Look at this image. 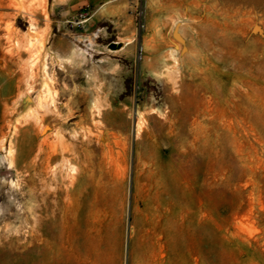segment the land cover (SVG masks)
<instances>
[{
    "label": "rangeland",
    "instance_id": "obj_1",
    "mask_svg": "<svg viewBox=\"0 0 264 264\" xmlns=\"http://www.w3.org/2000/svg\"><path fill=\"white\" fill-rule=\"evenodd\" d=\"M8 2L0 104L14 109L0 141L15 157L30 144L24 120L47 82L78 166L54 198L57 263L264 264V5ZM24 164L0 145V264L38 256Z\"/></svg>",
    "mask_w": 264,
    "mask_h": 264
},
{
    "label": "bare ground",
    "instance_id": "obj_2",
    "mask_svg": "<svg viewBox=\"0 0 264 264\" xmlns=\"http://www.w3.org/2000/svg\"><path fill=\"white\" fill-rule=\"evenodd\" d=\"M8 1L9 6L13 5L16 7L17 0ZM242 1L264 5V0ZM6 37L11 41L10 35ZM30 42L29 40L28 43L22 44L19 41H15L14 44L17 47H25ZM116 44L120 45V47L122 46V42ZM176 54L177 51L174 49L171 56L175 62H177ZM33 67L31 59L27 66V75L30 79L34 77ZM33 90V84L28 82L27 92L31 93ZM42 93L37 97L36 106L26 115V120H24L28 122V130L31 128L33 131L31 135L32 141L28 146L23 148L19 157H15V146L11 141L8 143V146H6L4 137L0 141L1 148H7L8 156L11 157V164L14 162L15 165V158L25 162L23 169L19 173L22 175L21 177H29L26 181L30 189L28 199L32 200L35 196L39 202V215H37V221L39 223V228H37L38 243L36 246L37 250H35L38 252V256L33 259L31 249H27L24 254L23 264H59L57 263L59 260L57 261L55 248L57 232L55 226L56 201L54 198L60 186L69 195L71 188L77 180L76 174L78 166L72 157L74 153L72 152L68 131L65 128L68 123V118L62 115L60 107L52 96L50 86L47 82L44 84ZM23 95L24 93L19 94L18 98H23ZM3 104V102L0 104V123L5 118L11 117L14 109L9 111L7 108L2 109ZM8 122L10 124L11 120ZM20 123L22 122L20 121ZM72 137L76 139L77 135H72Z\"/></svg>",
    "mask_w": 264,
    "mask_h": 264
},
{
    "label": "water",
    "instance_id": "obj_3",
    "mask_svg": "<svg viewBox=\"0 0 264 264\" xmlns=\"http://www.w3.org/2000/svg\"><path fill=\"white\" fill-rule=\"evenodd\" d=\"M180 24H181L180 22H177V24L175 25L174 30H173V36H174V38H176L180 42L185 43V38L182 36V34L180 33V30H179ZM119 47H120V45H117L116 43L110 44V48H112V49H116Z\"/></svg>",
    "mask_w": 264,
    "mask_h": 264
}]
</instances>
